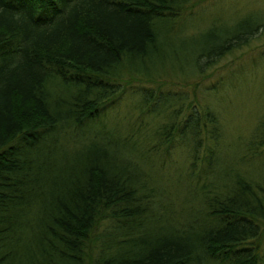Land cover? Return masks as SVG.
I'll return each mask as SVG.
<instances>
[{
	"label": "trees",
	"instance_id": "16d2710c",
	"mask_svg": "<svg viewBox=\"0 0 264 264\" xmlns=\"http://www.w3.org/2000/svg\"><path fill=\"white\" fill-rule=\"evenodd\" d=\"M195 6L0 0V264H259L264 122L228 160L215 108L144 85L199 75L264 25L246 16L178 67ZM134 88L139 116L109 112ZM176 139L191 162L165 184L153 160Z\"/></svg>",
	"mask_w": 264,
	"mask_h": 264
},
{
	"label": "rangeland",
	"instance_id": "374dc122",
	"mask_svg": "<svg viewBox=\"0 0 264 264\" xmlns=\"http://www.w3.org/2000/svg\"><path fill=\"white\" fill-rule=\"evenodd\" d=\"M195 2L197 6L192 9L193 14H187L185 17L182 15L180 26L172 34V46L176 45L174 47L181 58L177 63L178 67L186 69L196 67L195 58L199 51H202L209 41L224 34L225 30L234 28L244 17L251 16L256 22L264 23V0H195ZM167 49L169 57L177 60L172 49ZM201 62L203 63L202 60ZM158 78L163 82L156 81L144 85L149 90L156 91L160 87L164 93L171 95L186 91L189 92V100L194 98L196 103L209 104L215 108L225 130L223 157L228 160L239 159L243 152L244 140L250 138L256 128L264 122V25L248 42L222 55L214 64L206 66L204 72L199 75L191 74L190 71L189 74L171 71L168 75L159 74ZM167 80L169 81L165 82ZM187 82L190 84H186ZM138 90L134 88L130 92L136 94ZM125 94L126 97L109 112L120 118L139 116L135 107L132 108L134 106L132 101L138 95L133 94L131 100L130 95ZM129 120L125 119L126 122ZM148 121L153 122L151 118ZM157 144L159 145V142ZM164 151L163 148L159 150L153 160L156 165L154 170L165 184L169 182L173 184L180 175L183 177L186 174L190 166L189 149L181 146L179 139H176L170 146L169 153L166 154ZM263 151L264 148L261 153ZM261 153L253 160L261 162L260 166L250 169L255 177H264V153L262 155ZM152 156L150 154V158ZM180 171L184 173L180 174ZM166 178L170 181H164ZM259 264H264V236Z\"/></svg>",
	"mask_w": 264,
	"mask_h": 264
}]
</instances>
